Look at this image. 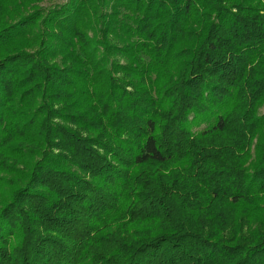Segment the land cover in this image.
Wrapping results in <instances>:
<instances>
[{
	"label": "trees",
	"instance_id": "1",
	"mask_svg": "<svg viewBox=\"0 0 264 264\" xmlns=\"http://www.w3.org/2000/svg\"><path fill=\"white\" fill-rule=\"evenodd\" d=\"M10 11L0 264H264V0Z\"/></svg>",
	"mask_w": 264,
	"mask_h": 264
},
{
	"label": "rangeland",
	"instance_id": "2",
	"mask_svg": "<svg viewBox=\"0 0 264 264\" xmlns=\"http://www.w3.org/2000/svg\"><path fill=\"white\" fill-rule=\"evenodd\" d=\"M8 7L12 10L10 12H19V14L31 13L36 9L41 11L49 7L65 4L69 0H5ZM16 17L7 16L8 22H14ZM261 113H264V107L261 109Z\"/></svg>",
	"mask_w": 264,
	"mask_h": 264
}]
</instances>
